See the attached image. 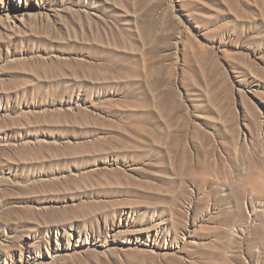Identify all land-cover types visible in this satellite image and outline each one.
<instances>
[{
    "label": "rangeland",
    "instance_id": "1",
    "mask_svg": "<svg viewBox=\"0 0 264 264\" xmlns=\"http://www.w3.org/2000/svg\"><path fill=\"white\" fill-rule=\"evenodd\" d=\"M262 38L264 0H0V215L70 210L0 264H264Z\"/></svg>",
    "mask_w": 264,
    "mask_h": 264
},
{
    "label": "bare ground",
    "instance_id": "2",
    "mask_svg": "<svg viewBox=\"0 0 264 264\" xmlns=\"http://www.w3.org/2000/svg\"><path fill=\"white\" fill-rule=\"evenodd\" d=\"M241 1L242 0H232V6L237 8L241 7V9L252 8L258 2V0H248L247 3H245V6L242 7L240 4ZM98 27L97 28L99 30L102 29L100 26ZM260 41L264 44V38L260 39ZM97 66L98 65L96 64V67ZM98 67H102V64ZM252 138H253V142H251V147L247 149L245 154L242 156L243 161L247 164V168L245 172L234 173L233 178H236L238 180V178H240L239 177L240 175L241 177L244 178L245 182L247 183L252 182L253 186L258 184L264 185V175L262 174L263 173L262 171H264V164H263L264 154L261 155V153H264V143L255 134H253ZM210 152L211 149L206 150V156H208ZM237 171L238 169H236V172ZM174 172L184 180L197 181L198 186H200L206 183L212 184L217 171H174ZM253 172L256 173L255 177L252 175ZM228 173L231 174V171H228ZM227 182L230 183L231 185L232 177L227 179ZM235 186H239L236 187L239 190V192L237 193L242 194L244 190L239 189L240 185L237 183ZM46 188H48L46 183L35 186L33 188L35 190L32 193H38L37 195L32 196V195H27L26 194L27 192L23 193L21 197L16 199L20 204L18 203V205L16 206V203H13L12 205L15 207L8 205L2 209L0 215V237L4 236L5 243L3 244V246L0 244V254H4V251H6V253H8V255H6V258H8V260L11 261L13 258V254H15L16 252L21 254L23 248L40 249V246L44 242V239L42 237V232L46 230L50 225L62 226L63 223L68 220L66 215L70 210L66 207L63 210L59 211L57 208L48 205H39L37 207L27 204L28 202L24 203L25 201L33 197L35 198L38 197L39 200H47V199L51 200V198L46 199V196L43 194L44 192L46 193L47 191ZM216 189L217 187H215V191ZM244 189H246V187H244ZM211 190H209V192H211ZM8 193L10 195H13L11 191H8ZM15 193L18 194L19 192L16 191ZM4 195L7 196L6 193H4ZM199 205L200 202L197 204V207H199ZM57 215L64 216V218H59L57 217ZM176 227L178 228L179 226L176 225ZM90 229H91V234H93L94 237L100 236V234H102L103 232L99 226H93ZM28 230L34 231L33 242L35 243V245H29L24 242L22 244L20 243L21 245H18V240ZM160 234L161 237L164 234V232H162V228L157 229L155 231V236L159 237ZM69 236L70 235L68 233L64 232V236H63L64 240Z\"/></svg>",
    "mask_w": 264,
    "mask_h": 264
}]
</instances>
